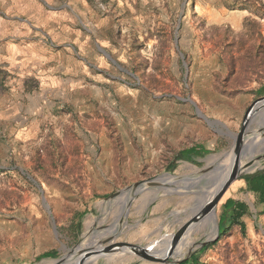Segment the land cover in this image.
I'll return each instance as SVG.
<instances>
[{
  "label": "rangeland",
  "instance_id": "374dc122",
  "mask_svg": "<svg viewBox=\"0 0 264 264\" xmlns=\"http://www.w3.org/2000/svg\"><path fill=\"white\" fill-rule=\"evenodd\" d=\"M73 3L76 9L54 0L65 15L46 27L56 41L44 36L75 58L60 74L73 86L56 91L47 105L36 99L11 108L0 97V264H54L88 232L96 231L88 237L96 241L113 225L118 241L132 243L176 231L198 190L146 185L136 193V185L165 175L204 185L200 171L225 169L222 160H209L231 150L232 134L264 95V0ZM79 65L85 73L76 74ZM256 139L247 159L257 156L261 165L251 174L264 170V135ZM195 145L206 149L203 159L178 156ZM120 192L129 193L126 216L122 196L106 200ZM218 220L221 232L231 224L230 214ZM201 237L192 235L193 247ZM164 246L157 249L174 247ZM47 253L54 256L41 259ZM200 258V264H264V228L232 231ZM111 264L151 263L118 257Z\"/></svg>",
  "mask_w": 264,
  "mask_h": 264
},
{
  "label": "crops",
  "instance_id": "0c3cea01",
  "mask_svg": "<svg viewBox=\"0 0 264 264\" xmlns=\"http://www.w3.org/2000/svg\"><path fill=\"white\" fill-rule=\"evenodd\" d=\"M53 3L54 0H0V97L3 96L11 108L12 105L22 107L36 99H40L44 105L51 104L49 99L56 91L60 94L62 89L66 90L74 84L70 79L62 80L60 74L70 61L76 62L75 58L44 41L45 33L56 41L54 34L45 32L46 27L55 26L56 19L65 15L59 12L63 5ZM69 3L70 6L65 7L77 8L73 0H69ZM75 69L76 74L85 73L80 65ZM205 153L204 146L195 145L180 151L178 156L182 160L194 161L203 159ZM233 202L245 203L249 208V213L241 219L246 232L252 233L257 223L264 228L263 206L259 205L253 193L247 191L243 178L233 184L224 198L226 205L220 217L233 214ZM237 229L241 231L240 226L234 225L229 233ZM197 256L201 261V255Z\"/></svg>",
  "mask_w": 264,
  "mask_h": 264
},
{
  "label": "water",
  "instance_id": "95a60500",
  "mask_svg": "<svg viewBox=\"0 0 264 264\" xmlns=\"http://www.w3.org/2000/svg\"><path fill=\"white\" fill-rule=\"evenodd\" d=\"M197 112L198 115L201 118H203L210 126H213L214 124H218L215 121L208 120L199 111ZM250 132H251L250 134L251 137L248 136ZM263 135H264V95L254 100V102L248 109L243 121V126L241 131L238 134H232L234 143L231 145V149L235 150L236 158L234 160L232 169L230 171L225 170L226 169L225 168L221 172L219 187L222 193L224 194V197L222 199L217 198L213 201L212 200L208 201L207 204L205 202L206 200L205 198L195 201L193 205L192 213L185 220H182V222H180L179 226L176 228V231L164 234L162 236L158 235L156 238L145 243L118 241L116 239L118 235L116 230L117 227L116 225L109 227L108 230L109 235L107 237L105 238L99 237V239L96 241L88 240V237L89 236L94 237V234L96 232V231H90L84 236L85 241L82 244L78 245L74 251H68L70 252V256H66L60 260H57L54 262V264H87V263H91L93 260H98L96 264H99L101 260L104 261L105 264H111L113 261L115 262L116 258L118 257L136 258L138 261L151 263V264H177L189 258L193 253H195L197 250H200L204 245L217 241L220 233V225L218 219L220 217L222 209L226 205L223 203L224 198L228 195L235 182L242 179L245 176L244 174L246 175L251 174L250 171L246 173L240 172L241 163H244L246 161L247 152L249 150L248 146H244V143L248 140L254 142V140H256L257 137ZM258 159H260V157ZM218 166L213 167L212 169H210V166L206 167L203 170H201V172L205 174L214 173L215 170H217ZM165 176L174 177L172 175H165ZM187 180L195 181V179L189 178L185 180L178 179L171 182L170 181L165 182V180H161L160 178L157 181L140 183L136 185L137 187L136 193L144 191L146 185L152 187L156 186L158 189H162V190H167L166 186L168 185L169 186L175 185L177 186V188L173 191V193H178V194H180L179 190L181 189L189 190L190 188H196L198 192L195 193V196L203 191V189L199 186L198 187L184 186L180 188L182 186L181 184L186 183ZM120 196H122L124 198V201L126 202L125 207L123 209L124 216H126V214L128 213L127 207L130 206L128 192L116 193L110 196L109 198H107L106 200L110 203L114 199H117ZM45 208L51 214L49 206L46 203H45ZM210 216H214V218L217 221V225H216L217 235L212 240L207 242H202L201 244H198L195 247L192 246L193 248L192 249L190 248L191 250L185 252L182 258L172 263L166 261L167 257H165L162 248L156 251V248L158 246L160 247V245H165V246L171 245L176 248L178 247L181 248V246L184 244L183 237L186 234V232L190 230L189 225L198 224L200 223L201 220H204ZM54 230L55 232H57L56 231L57 228L55 225H54Z\"/></svg>",
  "mask_w": 264,
  "mask_h": 264
},
{
  "label": "bare ground",
  "instance_id": "6f19581e",
  "mask_svg": "<svg viewBox=\"0 0 264 264\" xmlns=\"http://www.w3.org/2000/svg\"><path fill=\"white\" fill-rule=\"evenodd\" d=\"M248 130V129H246ZM251 133V132H250ZM261 140H254V142H251L250 140L246 141L244 143V146H248V152L247 154H250L251 152H254L255 151V146H258L259 143H260ZM256 157H252V158H249V159H246V161L244 163L241 164V168H240V172L241 173H246V172H249V171H252L254 170L255 167H258L260 166L261 164L258 162L257 163V160H256ZM236 158V153H235V150L231 149L229 152L225 153L223 156H220V157H213L211 160H209L210 162L212 161H219V162H222L224 163V166H225V170H231L232 169V166H233V163H234V160ZM247 158V156H246ZM222 160V161H221ZM221 166H218L217 170H215L214 173H208L209 175L205 174L201 179H199V182H205L204 185H199V184H196L198 185L199 187H201L203 189L202 192L198 193L195 197V201H198V200H201L203 198H205V202L206 204L208 203V201H213L217 198H222V196L224 195L222 193V191L220 190V187H219V180H220V176H221V170H220ZM249 168H253L252 170H249ZM259 169V168H258ZM201 172V171H200ZM208 178V179H207ZM179 178L178 177H166L164 179L161 178V180H165V182H171V181H175V180H178ZM187 182L182 184L184 186H186ZM193 184V183H192ZM194 184V186H196ZM197 186V187H198ZM181 188V187H180ZM184 194V193H183ZM131 198V197H130ZM134 199V198H133ZM116 200V199H115ZM116 202V201H115ZM194 202V201H193ZM112 203V202H111ZM100 205V204H99ZM114 205V204H113ZM106 206V205H105ZM118 206V205H117ZM110 206L108 205V208L107 209H110L109 208ZM106 208V207H105ZM114 209V208H113ZM107 212V211H106ZM105 212V213H106ZM104 213V214H105ZM124 214V213H123ZM118 215V214H117ZM109 216V215H108ZM119 216V215H118ZM104 217V216H103ZM106 218V217H105ZM109 218V217H108ZM214 216H210L204 220H201L200 223L198 224H192V225H189L190 227V230H188V232H186V234L184 235L183 237V240H184V243L181 248L178 247H173V248H169V249H166L164 250V254H165V257L169 258L172 260V262L174 261H177L175 260V256H179L180 258L183 257L184 253L189 250L195 243L196 241H194V239L192 238V235H194L195 233H200L202 232V237L199 239V240H202V242H207V241H210L212 240L214 237V235H216V225H217V221L216 219L214 218ZM105 220V219H104ZM103 221V219H102ZM93 222V220L91 221ZM205 222V223H204ZM107 223V222H106ZM204 223V224H203ZM127 225V224H126ZM90 226V225H89ZM88 226V227H89ZM105 231V230H104ZM103 231V232H104ZM106 235V234H105ZM190 236L192 239L190 241H186V238ZM97 237V236H96ZM106 237V236H105ZM95 241V240H94ZM85 246V245H83ZM193 248V247H192ZM158 249L156 248V251ZM155 251V250H154ZM179 258V259H180ZM96 260H93L91 263H94ZM89 264V263H87Z\"/></svg>",
  "mask_w": 264,
  "mask_h": 264
},
{
  "label": "trees",
  "instance_id": "16d2710c",
  "mask_svg": "<svg viewBox=\"0 0 264 264\" xmlns=\"http://www.w3.org/2000/svg\"><path fill=\"white\" fill-rule=\"evenodd\" d=\"M261 90L262 91L264 90V85L262 86ZM203 157L205 156L203 155ZM243 180L246 184L247 191L253 193L256 196L259 205L263 206L262 214L264 215V170L257 171L253 174L245 175L243 177ZM231 208L233 210V214L230 215V218H231L230 226L226 228L224 232H221L220 230L219 238L216 242H213L212 244L204 245L198 251L199 256L202 254H205L211 247L216 245L219 240H221L223 237L228 235L229 231H231L234 225L240 226L242 234L246 233V226L241 221V219L243 216L249 213L248 206L245 203L233 202L231 205ZM219 225H221L220 220H219ZM53 256H54V253H47V254H44L41 257V259L52 258ZM166 259H167L166 260L167 262L172 263L171 259L169 258H166ZM177 264H199V257L197 256V254H192L189 258Z\"/></svg>",
  "mask_w": 264,
  "mask_h": 264
}]
</instances>
